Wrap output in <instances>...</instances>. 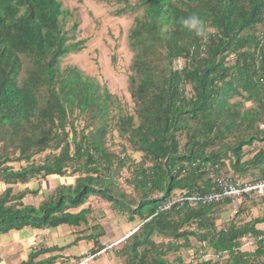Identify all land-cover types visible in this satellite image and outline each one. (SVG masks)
<instances>
[{"label": "trees", "instance_id": "1", "mask_svg": "<svg viewBox=\"0 0 264 264\" xmlns=\"http://www.w3.org/2000/svg\"><path fill=\"white\" fill-rule=\"evenodd\" d=\"M99 1L131 17L134 115L115 113L120 105L107 88L61 65L82 43L76 22L66 28L70 12L61 0H0V235L67 225L77 229V240H92L95 253L106 234L90 216L95 198L114 217L138 222L115 246L119 264H264V243L241 242L248 232L262 233L255 224L264 217L223 221L228 203L173 205L155 214L178 194L215 190L207 166L264 178V0ZM192 14L205 21L208 39L179 23ZM112 126L141 153L140 162L125 148H109ZM123 169L131 172L124 180L129 192L119 181ZM48 176L65 181L37 204L26 203L27 195L42 192L23 185ZM257 203L264 194L241 209ZM180 250L188 260L169 258ZM36 256L23 264L50 263H35Z\"/></svg>", "mask_w": 264, "mask_h": 264}, {"label": "rangeland", "instance_id": "2", "mask_svg": "<svg viewBox=\"0 0 264 264\" xmlns=\"http://www.w3.org/2000/svg\"><path fill=\"white\" fill-rule=\"evenodd\" d=\"M61 1L63 3V8L70 12V17L66 20V28L76 22L77 29L75 31V40L82 41L80 49L66 55L62 59L61 65L76 66L86 75L93 77L102 87L107 88L114 97H116L120 105V108L116 109L115 113L119 111L121 114L134 115V104L128 92L129 66L132 53L129 51L126 41V33L131 24V17L128 15H115L114 10L117 5L107 2L104 3L99 0ZM248 106H250V104L245 103V107ZM78 124L82 125L83 122L78 121ZM78 128L81 127L78 126ZM107 144L111 150L117 152H121L122 148H125L127 155L131 156L130 158L137 163L142 160L141 153L133 151L125 137L118 135L114 126L110 129ZM47 153L48 151L36 156L34 160L36 162L41 160ZM12 165L15 168H19L20 166L19 163H12ZM125 169L121 171L119 181L121 182L122 188L129 192L130 189H128L127 182H124V180L131 172L129 171L127 174ZM47 179L52 180L53 177L48 176ZM41 181L40 179L39 182L42 183ZM32 183H29L27 186L36 187V180ZM255 195H257V193L251 196ZM38 198L39 196L35 197V199ZM98 203L101 208H106L108 206L105 201H99ZM114 216V213L109 210L107 215L99 218V222L107 221ZM109 222L110 220L106 225L108 236L104 238V241L105 239L107 240L105 246L107 251L105 250L97 256L98 259L96 258L97 261L95 264L121 263V260L114 255L116 247H110V245L116 242L112 241L115 238L118 240L119 238H124L125 233L123 232V234L121 232L120 224L117 223L118 221L116 222L117 227L114 230H112ZM218 224H222V220H218ZM194 244L197 245L195 242ZM202 250L203 249H201V251ZM175 256H181L185 260L189 259V255L184 250H180L175 254H170L169 258L172 260Z\"/></svg>", "mask_w": 264, "mask_h": 264}, {"label": "crops", "instance_id": "3", "mask_svg": "<svg viewBox=\"0 0 264 264\" xmlns=\"http://www.w3.org/2000/svg\"><path fill=\"white\" fill-rule=\"evenodd\" d=\"M262 146L264 147V142H262ZM47 178L42 180V183L36 180L37 185L41 186L42 194L37 196L27 195L25 197L26 203L37 204L43 195H45L47 192H50L59 182L65 181L63 179L60 180L54 177L52 180H48ZM68 182H70V180H68ZM27 185L28 184H24L23 186L29 187ZM23 186L19 184V188ZM32 187L33 186L29 188ZM38 196L39 198L35 199V197ZM98 202L99 201L96 199L90 200L92 205L90 216L102 218L104 215L108 214V209L104 207L101 208ZM227 207V210H225L221 216L222 219H224L223 221H226L230 218L237 219L239 217V219H243V222H247L249 220L264 217V203L246 205V208H243L240 211V215L242 216L233 215L231 207L229 205H227ZM109 220L112 230L117 227L116 222L118 221L117 223L120 224L119 226L121 232H124L125 235L130 232L138 223L135 221L134 223L130 224L122 217H112L107 221L99 222L106 230V234L100 238V245L102 248L106 246L107 240L105 239L104 241V238L108 236L106 225ZM90 223L94 224L95 222L91 221ZM255 228L263 233L264 222L256 223ZM76 231V228L67 225H59L53 229L24 227L20 230H10L7 233L0 235V264H23L30 259L31 253L35 252H37V256L33 259V262L35 263H45L49 261V264H67L72 258L82 255L85 250H91L94 246L92 240H88L86 238L77 240ZM116 240L118 239L115 238L112 241L114 242ZM97 259L93 260L91 264H95Z\"/></svg>", "mask_w": 264, "mask_h": 264}, {"label": "built area", "instance_id": "4", "mask_svg": "<svg viewBox=\"0 0 264 264\" xmlns=\"http://www.w3.org/2000/svg\"><path fill=\"white\" fill-rule=\"evenodd\" d=\"M203 169L205 170L206 178L215 185V190L202 194H178L159 206L155 214L159 211L170 210L173 205L183 206L188 204L191 207H195L199 204L206 206L228 203L233 215L242 216L240 215L241 205L254 193L264 194V178L251 177L245 179L237 176L231 177L219 171L217 166H207ZM241 242L243 247H251L258 242L264 243V232L255 235L248 232L241 238ZM117 243L111 244L110 247L116 246ZM105 250V246L95 253L90 249L85 250L79 259H75L69 264H91ZM223 255L226 256V252Z\"/></svg>", "mask_w": 264, "mask_h": 264}, {"label": "clouds", "instance_id": "5", "mask_svg": "<svg viewBox=\"0 0 264 264\" xmlns=\"http://www.w3.org/2000/svg\"><path fill=\"white\" fill-rule=\"evenodd\" d=\"M179 23L183 26V28L187 29L189 32L193 33L195 36L208 39L210 32L208 26L205 21L201 19L197 14H192L187 17L182 18ZM136 228H133L130 232H128L124 238H120L116 240L117 245L120 241L124 240L127 236H129ZM115 242V241H114ZM79 259V258H78Z\"/></svg>", "mask_w": 264, "mask_h": 264}, {"label": "bare ground", "instance_id": "6", "mask_svg": "<svg viewBox=\"0 0 264 264\" xmlns=\"http://www.w3.org/2000/svg\"><path fill=\"white\" fill-rule=\"evenodd\" d=\"M107 251V250H106Z\"/></svg>", "mask_w": 264, "mask_h": 264}]
</instances>
